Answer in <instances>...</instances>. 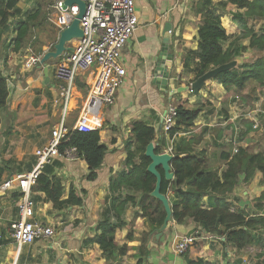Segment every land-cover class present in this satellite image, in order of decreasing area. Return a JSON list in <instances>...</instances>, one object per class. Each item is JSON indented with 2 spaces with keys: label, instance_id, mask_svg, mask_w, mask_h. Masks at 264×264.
<instances>
[{
  "label": "crops",
  "instance_id": "crops-1",
  "mask_svg": "<svg viewBox=\"0 0 264 264\" xmlns=\"http://www.w3.org/2000/svg\"><path fill=\"white\" fill-rule=\"evenodd\" d=\"M39 2L40 0H19L22 12L11 18V32L0 40V75L7 77L9 86L8 105L4 109L12 113L11 125L6 129L2 123L0 125V164L9 169L4 173L0 187L7 178L34 168L36 149L48 141L51 129L63 117L67 125L74 126L96 80V68L79 72L64 109L63 86L66 84L54 75L55 65L59 61L48 66L37 65L30 70L24 68L28 40L33 38L36 49L46 51L57 41L60 32L50 22L58 18L52 2ZM195 2L197 0H136L139 26L124 48L122 56L127 70L126 81L119 89L115 103L104 105L101 109L104 120L100 130L101 142L108 149L97 178H87L89 167L82 157L72 160L56 159L51 166L53 175L62 180L63 198H68L70 191L74 190L83 199V203L56 209L52 202L44 201L45 193L34 192L35 219L54 227L56 234L51 239L22 246L13 240L10 233V225L18 217L20 194L15 189H0V235L3 233L0 236V264H106L99 244L86 245L84 240L94 237L98 231L97 223L105 210L111 180L127 169L126 140L131 134L133 124L141 120L153 126L157 131V139L164 137L166 140L164 151L168 150L171 139L163 131L161 118L170 103L189 108L202 106L195 124L187 131L180 132L174 143L181 139L199 140L193 144L194 148L197 151H207L214 169L226 167L221 160L223 149L233 148L235 144L253 152L264 151V141L259 139L264 130V101L261 105L259 102L262 98H256L255 90L261 88L257 82L250 83L244 92L239 93L232 86L225 87L210 79L198 93L188 89L173 96L153 83L155 57L161 52L164 38L168 35L169 52L173 54V64L169 67L170 82L174 87L192 84L195 74L184 69V57L188 50L198 47L201 16L194 10ZM40 5L47 12V17L40 15L33 36L17 50L13 40L17 22L24 20L27 13L34 12ZM235 11L237 7L231 5L222 17L223 25L230 36H238L242 32L239 24L233 20L232 13ZM168 23H171L172 29L166 34ZM254 23L257 30L263 24L262 21ZM248 41V38H243L238 43L247 45ZM33 42L30 46H34ZM69 45L73 46L75 42ZM247 57L248 50L236 60L240 64ZM250 90L253 91L254 98L248 103L243 95ZM254 104L255 107L245 112V105ZM255 120H259L260 124L257 129L253 127ZM154 142L158 144L156 140ZM1 151L7 153L5 157L8 156L2 161L4 164L1 163ZM263 192V173L257 172L248 183L242 175L228 200L235 207L264 214V207L258 210L255 200ZM126 193L132 192L124 191ZM171 197L173 198V193ZM139 212L141 210L138 205L127 206L123 216L127 225L117 230L116 240L120 245L127 243L130 249L126 255L117 257L114 264H188L189 259L198 258L214 264H251L250 259L253 256L256 257V264H264L262 247L254 245L237 250L224 244V238L212 233H205L206 237L200 238L187 253L176 254L175 238L178 235L192 234L197 228V224L190 218L184 224H178L174 220L170 222L161 232V237L165 236V240L156 238L159 230H154L147 239L149 254L140 253L138 247L142 244L144 232L149 231L150 226L143 217L136 216ZM129 229L134 231L135 239L132 241L126 239ZM55 244H58L60 256Z\"/></svg>",
  "mask_w": 264,
  "mask_h": 264
},
{
  "label": "trees",
  "instance_id": "trees-1",
  "mask_svg": "<svg viewBox=\"0 0 264 264\" xmlns=\"http://www.w3.org/2000/svg\"><path fill=\"white\" fill-rule=\"evenodd\" d=\"M231 5L237 7V11L232 15L242 31L238 36H230L222 22L224 12ZM194 10L201 16L198 47L195 50H188L184 57V69L195 74L193 82L209 69L230 62L252 49L255 51V58L221 72L213 79L225 87H234L239 93L244 92L254 81L259 87L264 88V24L258 30L253 24L255 21L264 23V0H197ZM21 12L19 0H0V40L11 32V18ZM43 14L47 17V12L40 5L34 12L27 13L24 20L15 24L16 35L13 40L17 50L33 36L34 27ZM232 37L234 38L231 40ZM243 38L249 39L247 45L238 43ZM61 58L62 56L49 60L48 64L60 61ZM243 98L249 103L253 99L252 94L250 96L245 94ZM8 99V80L6 76L0 75V109L7 107ZM201 111L202 106L189 108L178 105L176 124L170 130L169 138L191 128ZM1 123L0 114V125ZM72 128L62 142L61 150L77 147L80 157L85 159L89 167L87 178L94 180L98 176V170L104 162L108 148L101 142L100 130L80 132ZM156 136V129L147 122L139 120L133 124L131 134L126 140L127 169L111 180L105 210L97 223L98 231L94 237L84 240L86 245L99 244L106 264H114L117 257L126 255L130 249L127 243L120 245L116 240L117 230L127 225L123 216L129 204L139 206L141 212L136 216L143 217L150 226L149 231L144 232L142 244L138 247L140 253L149 254L148 236L160 228L166 218L167 213L162 201L151 195L157 179L148 171L151 159L145 154L148 144L155 140L158 142L156 152L164 151L165 138L157 139ZM198 141L181 139L174 143V158L171 165L176 181L165 179L163 168H159L163 175L161 191L170 197L173 220L178 224H184L190 218L197 224V228L224 238V244L231 245L237 250L254 245L264 249V214L235 207L234 203L228 200L229 194L238 185L242 175L244 181L248 183L257 172L264 174V151L253 152L243 146L238 147L236 152L231 147L224 148L221 160L226 167L214 169L207 151H197L194 148L193 144ZM8 170V167L0 164V183ZM124 191L132 193L124 194ZM34 192L45 193L44 201L52 202L56 209L83 203V199L77 196L74 190L70 191L68 198H63L62 180L53 175L51 165L45 166L36 185L33 186ZM33 199L35 200L34 196ZM255 200L258 210H262L264 192ZM0 236L2 237L3 233ZM126 239L129 241L135 239L132 229H129ZM188 264L214 263L198 258L189 259Z\"/></svg>",
  "mask_w": 264,
  "mask_h": 264
},
{
  "label": "built area",
  "instance_id": "built-area-1",
  "mask_svg": "<svg viewBox=\"0 0 264 264\" xmlns=\"http://www.w3.org/2000/svg\"><path fill=\"white\" fill-rule=\"evenodd\" d=\"M86 12L80 19V27L84 36L76 39L69 53H64L62 59L55 65L54 75L63 82L65 106L68 104L71 89L76 77L81 71L96 68V80L92 84L89 96L72 129L80 132L101 130L104 120L101 109L104 105H113L117 93L126 81L127 70L122 62L123 50L139 26V16L136 10V0H83ZM64 0H56L53 4L58 18L57 27H67L79 12V6L74 5L64 9ZM171 32V31H170ZM44 53L30 52L24 62V68L33 69L41 65ZM190 92H194L190 87ZM178 105L170 103L164 116L163 131L169 134L176 124ZM255 129L260 127L259 120L254 121ZM71 127L66 124L65 117L51 129L48 141L35 151L36 165L26 173L7 178L0 189L3 191L18 190V217L10 225L11 237L22 246L39 240L51 239L55 236L54 227L36 220L33 199V186L43 172L45 166L51 165L58 158H79L77 147L72 146L61 150L62 142L68 137ZM176 134L171 139L167 152L173 154ZM236 144L234 152L238 150ZM174 155V154H173ZM205 232L196 228L192 234L178 235L174 241V251L178 255L187 253L200 238H205Z\"/></svg>",
  "mask_w": 264,
  "mask_h": 264
},
{
  "label": "water",
  "instance_id": "water-1",
  "mask_svg": "<svg viewBox=\"0 0 264 264\" xmlns=\"http://www.w3.org/2000/svg\"><path fill=\"white\" fill-rule=\"evenodd\" d=\"M74 5L79 6V12L71 21V23L62 29L59 32L57 42L54 45V48L46 51L42 57L41 65L48 66V61L52 59H58L61 57L65 52L71 51L73 48L69 44L75 41L78 38L84 36V32L80 27V19L86 12V3L83 0H64L62 3V7L67 9L68 7H72ZM172 25L168 23L166 25V34L167 31H171ZM155 66L153 68V83L157 85V87L170 94V96L176 95L178 92H183L190 87L194 91V93H198L202 90L205 83L210 79L215 78L219 73L224 72L226 70H230L237 66L238 61L236 59L219 65L217 67H213L205 72L202 76L197 78L190 86H181V87H174L171 84V73L169 67L173 64V54L169 52V36L166 35L163 41L161 52L155 57ZM167 113V109L163 112L161 122L163 124L164 116ZM156 143L154 141L150 142L146 148L145 154L151 159V163L148 166V171L151 172L156 176V186L152 191L151 195L158 198L162 201L165 210H166V218L164 220L163 225L158 228L159 232L156 234V238L164 239L165 236L161 237V232L164 231L170 222L173 221V211L172 205L170 202L169 197L161 191V185L163 181V175L160 172L159 168L162 167L165 173V179L176 181L175 174L171 165V162L174 158V155L164 151L162 153L156 152ZM157 230V229H156ZM54 247L56 248L58 255H61L60 249L58 244H55Z\"/></svg>",
  "mask_w": 264,
  "mask_h": 264
},
{
  "label": "rangeland",
  "instance_id": "rangeland-1",
  "mask_svg": "<svg viewBox=\"0 0 264 264\" xmlns=\"http://www.w3.org/2000/svg\"><path fill=\"white\" fill-rule=\"evenodd\" d=\"M39 1V0H38ZM55 1L56 0H40V2L39 3H50V2H52V4H54L55 3ZM55 10V9H54ZM55 12H57L56 10H55ZM50 22H52L53 23V25H54V27H57V24H56V22L54 21V20H50ZM256 22H259V21H256ZM253 24H255L256 25V23H254L253 22ZM258 24H260V23H258ZM264 24V23H263ZM58 28V27H57ZM58 31H59V29H58ZM15 33V35H16V32H14ZM13 37H15V36H13ZM54 39H55V37H54ZM33 38L32 39H30V40H28L29 42H28V44H27V48H28V51H27V55L32 51V52H35V53H45L46 51H48V50H46V51H43V49H40V50H37L36 49V46H35V40H33ZM31 42H33V44H34V46H30L31 45ZM57 42V41H56ZM55 42V43H56ZM53 43V42H52ZM55 43H53L52 45H51V48L50 49H52V48H54V45H55ZM49 49V50H50ZM70 52V51H69ZM252 52V53H251ZM62 57H63V55H62ZM252 58H255V51L253 50H248V57L245 59V61H243V62H246L247 60H250V59H252ZM62 59V58H61ZM60 59V60H61ZM250 94H252V98H254L253 97V91H249V95L246 93V96H250ZM255 95L257 96L256 98L257 99H260L261 100V98H262V101L261 102H259V103H261V105H263V101H264V89H262V88H258V90H255ZM253 100V99H252ZM249 103V102H248ZM251 103V102H250ZM246 106V109H245V112H249L250 110H248V109H252L253 107H255V104H254V106H249V105H245ZM257 106V105H256ZM262 113V112H261ZM0 114H1V117H2V119H3V121H2V126H3V128L4 129H6L8 126H10L11 125V119H12V113L10 112V111H8L7 109H0ZM261 123V122H260ZM262 124H263V127H264V121L262 122ZM262 134H260V137H259V139H261V140H263L264 141V130H262V132H261ZM7 154V153H6ZM3 151H1V163H5V162H2L3 160H6L7 158L6 157H8V156H6L5 157V155H6ZM10 154H12V153H10ZM13 155V154H12ZM6 165V164H5ZM13 165V164H12ZM7 166H9V165H7ZM252 259H250V262H251V264H256V262L254 261L255 260V256H253V257H251Z\"/></svg>",
  "mask_w": 264,
  "mask_h": 264
}]
</instances>
